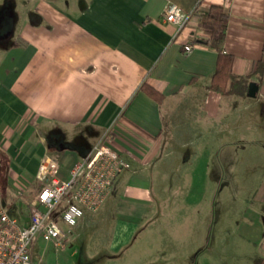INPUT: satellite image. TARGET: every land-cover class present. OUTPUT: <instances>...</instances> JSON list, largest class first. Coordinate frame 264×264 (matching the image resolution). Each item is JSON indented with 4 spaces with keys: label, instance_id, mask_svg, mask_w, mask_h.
<instances>
[{
    "label": "crops",
    "instance_id": "0c3cea01",
    "mask_svg": "<svg viewBox=\"0 0 264 264\" xmlns=\"http://www.w3.org/2000/svg\"><path fill=\"white\" fill-rule=\"evenodd\" d=\"M169 2L196 13L181 27L164 21ZM212 3L229 12L223 49L239 79L231 94L210 87L220 54L199 40L197 15ZM145 81L162 90L161 103ZM108 129L131 167L63 247L46 241L40 255L39 238L33 264L264 259V200L254 196L264 182V0H0L1 199L10 211H28L42 162L55 157L67 178ZM200 156L211 164L194 172ZM208 175L239 192L232 217L196 234L158 230L162 193L193 191Z\"/></svg>",
    "mask_w": 264,
    "mask_h": 264
},
{
    "label": "built area",
    "instance_id": "2783aa9c",
    "mask_svg": "<svg viewBox=\"0 0 264 264\" xmlns=\"http://www.w3.org/2000/svg\"><path fill=\"white\" fill-rule=\"evenodd\" d=\"M164 21L185 25L191 13L173 2L166 4ZM186 51L192 46L186 45ZM55 157L42 162L37 172L40 189L28 211L16 215L1 199L0 185V264H33L34 243L42 238L63 247L74 226L86 211H97L110 195L118 175L131 167L112 144L108 129L87 155L77 161L67 178L58 175Z\"/></svg>",
    "mask_w": 264,
    "mask_h": 264
},
{
    "label": "rangeland",
    "instance_id": "374dc122",
    "mask_svg": "<svg viewBox=\"0 0 264 264\" xmlns=\"http://www.w3.org/2000/svg\"><path fill=\"white\" fill-rule=\"evenodd\" d=\"M164 150L168 152L169 145H166ZM167 162V159L161 164L157 162L156 167L159 165L167 166ZM209 163L211 164V160L209 161L208 158L203 159V157L200 156L193 165V171L206 169ZM232 177L233 176H231V178ZM8 178V161L5 160L4 154H0V185L2 196L7 194L6 188L9 184ZM224 178V176H219V179ZM210 179L209 175L206 176L204 179V184L206 182L205 186L198 187L194 185L193 187H195V189L187 193L181 191H171L170 193L163 192L162 199L166 201H160L161 214L159 215L160 220H157L159 223L156 225V228L160 231H171L174 233L190 232V234H196L200 232L202 229L201 227H205L206 221H208L210 230L211 227L217 226L214 222L218 217L230 219L229 217L233 215L234 196L239 194V192H236L232 185H226L223 188L211 182ZM23 195L24 194H21L20 197ZM151 227H147V231ZM187 243H190V241L187 240ZM46 246L47 242L40 238L37 245V253L42 255ZM177 255H180V253L177 252ZM44 257H47V253L44 254Z\"/></svg>",
    "mask_w": 264,
    "mask_h": 264
},
{
    "label": "trees",
    "instance_id": "16d2710c",
    "mask_svg": "<svg viewBox=\"0 0 264 264\" xmlns=\"http://www.w3.org/2000/svg\"><path fill=\"white\" fill-rule=\"evenodd\" d=\"M195 13L196 11L192 14ZM228 20L229 12L225 6L220 3H212L208 11L198 13L196 24L206 31V34L199 37L200 42L217 49L220 54L218 67L214 73L210 87L223 93L231 94L237 91L239 79L233 72V55L225 53L223 49ZM141 88L160 103L165 97L162 90L151 82L145 81ZM5 160L9 162L6 156ZM254 196L260 200H264V182L255 191ZM255 264H264V259Z\"/></svg>",
    "mask_w": 264,
    "mask_h": 264
}]
</instances>
